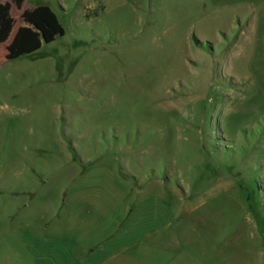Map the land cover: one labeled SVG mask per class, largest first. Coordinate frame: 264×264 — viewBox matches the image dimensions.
<instances>
[{"label":"rangeland","instance_id":"374dc122","mask_svg":"<svg viewBox=\"0 0 264 264\" xmlns=\"http://www.w3.org/2000/svg\"><path fill=\"white\" fill-rule=\"evenodd\" d=\"M40 4L64 35L7 59ZM7 27L0 264H264V0H25Z\"/></svg>","mask_w":264,"mask_h":264},{"label":"trees","instance_id":"16d2710c","mask_svg":"<svg viewBox=\"0 0 264 264\" xmlns=\"http://www.w3.org/2000/svg\"><path fill=\"white\" fill-rule=\"evenodd\" d=\"M25 0H0V42H4L10 35L7 27L11 18L12 6L15 4L21 8ZM22 17L26 26L22 30L15 45L8 51L6 57L9 60L17 59L23 55L38 51L43 43L53 42L57 36L64 35L65 29L57 13L48 4H40L31 9H25ZM44 29L45 41L40 37L35 27Z\"/></svg>","mask_w":264,"mask_h":264},{"label":"bare ground","instance_id":"6f19581e","mask_svg":"<svg viewBox=\"0 0 264 264\" xmlns=\"http://www.w3.org/2000/svg\"><path fill=\"white\" fill-rule=\"evenodd\" d=\"M173 104V103H172Z\"/></svg>","mask_w":264,"mask_h":264}]
</instances>
